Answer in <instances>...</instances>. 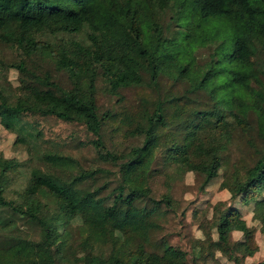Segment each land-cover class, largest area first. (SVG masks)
Listing matches in <instances>:
<instances>
[{
	"label": "trees",
	"instance_id": "1",
	"mask_svg": "<svg viewBox=\"0 0 264 264\" xmlns=\"http://www.w3.org/2000/svg\"><path fill=\"white\" fill-rule=\"evenodd\" d=\"M0 68L14 80L0 90L13 151H0V264L255 255L244 217L264 234V0H0ZM163 72L188 89L154 105ZM182 100L196 120H184ZM24 116L82 126L97 163L47 152ZM159 175L170 186L192 177L200 193L218 182L229 198L200 209L189 253L158 236L176 205L155 194Z\"/></svg>",
	"mask_w": 264,
	"mask_h": 264
},
{
	"label": "rangeland",
	"instance_id": "2",
	"mask_svg": "<svg viewBox=\"0 0 264 264\" xmlns=\"http://www.w3.org/2000/svg\"><path fill=\"white\" fill-rule=\"evenodd\" d=\"M165 75L164 72L160 75L161 83L159 85V94L152 99L154 105L157 101L167 102L173 96L182 95L188 89V85L183 82L176 83L173 87L167 85L165 83ZM7 79L8 81H14L12 73L3 71L0 68V90H3V86L5 87V81ZM147 91L148 89L146 88H139V96L143 97ZM115 100V98L113 101L103 99L101 102L103 111L110 109L115 103ZM179 105L184 114L185 121L190 119L196 120L195 117H191V110L186 106L185 100L179 101ZM23 120L35 127V130L40 133L41 142L47 152L71 155L79 160L88 159V165L97 163L92 162L94 158L89 153L90 142L93 140V137L82 126L63 122L54 117L24 116ZM176 129L179 130L180 127H176ZM133 144H135L134 140L128 139L123 143V146L128 147ZM0 151L5 156L13 155V151L10 148V137L1 128ZM179 173V170L174 167L170 171V175L174 177H179L176 176ZM153 189L155 194L161 192L170 193L171 197L176 201L174 210L169 211L159 221L160 229L158 230V236H168V239H170L173 245L182 247L187 253L190 252L193 241L202 238V233L196 228L204 220V214L200 213V209L216 201H224L230 206L227 193L219 190L218 182L206 192L200 193L199 186L192 177L184 176L175 180L170 186L159 175L154 181ZM234 207L239 208L241 205L236 203ZM182 212H184V216H182ZM244 218L248 226L253 229L250 238H248V246L251 249L257 250L253 257L244 260L242 264H258L264 260V234L260 232L256 222L252 221L250 213H245ZM14 220H16L20 229L24 227V223L21 220L19 221L15 217ZM212 237L215 239V234L212 233ZM233 238L241 239L236 234ZM216 258H219V256H216ZM223 260L220 259L218 262L220 264H234Z\"/></svg>",
	"mask_w": 264,
	"mask_h": 264
}]
</instances>
